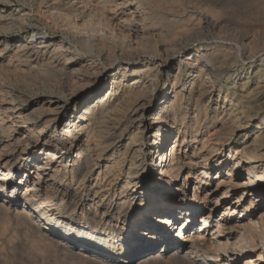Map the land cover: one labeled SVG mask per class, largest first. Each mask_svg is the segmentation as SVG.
I'll use <instances>...</instances> for the list:
<instances>
[{"label":"bare ground","instance_id":"bare-ground-1","mask_svg":"<svg viewBox=\"0 0 264 264\" xmlns=\"http://www.w3.org/2000/svg\"><path fill=\"white\" fill-rule=\"evenodd\" d=\"M67 1L68 4L70 5L73 3V0H67ZM99 1L105 6L111 5L114 8L115 7L120 8L121 6L119 5H123L124 7H127L128 12L130 11V13L132 12V14H135L134 16H130V18L128 17L129 21L130 19H132L130 23L127 22L130 25L129 28L128 27L124 28L125 25L121 27V22L124 18L122 14L120 15L111 14L113 16L109 15V17L105 18L104 13L103 14L99 13V11H102V9L104 8L102 6H101L102 9L99 11L97 8L94 9L95 11L96 10L98 11L97 13L103 15V18L102 17L99 18L100 15L96 16L92 14L93 9L92 10L90 9L91 11H89L87 15L86 14L84 15L83 11H81L82 9L81 5L80 8L78 6H75V4H73V6L69 5L70 6L69 8L58 9L55 6L56 1L55 2L52 1L51 3L49 2L50 4L47 7V9L45 8L46 11L43 10L44 14H42L41 12V14H39L40 17H37L39 19L40 25L42 26L39 25L24 26L27 20L26 18L27 14L25 13L26 12L25 9H19L16 11L10 8H6L4 5L0 6V10L2 13L7 14L9 12L11 16L10 18L11 23L9 22L10 27H12L11 25L14 26V25H19L21 23L22 25L19 26V28L23 29V33H22L23 36L21 37L19 36L17 38L8 37L6 33L2 32L0 34V44L3 46L14 47L13 53L15 55L20 54L19 56L23 57L24 63H26L27 67H29V70H31L33 73L39 76V79L41 80V85L43 86L45 93V96H38L35 92H30L31 90L30 91L28 90L29 93L27 95H24L23 94L24 92L21 90L22 86L21 87L15 86L9 88L7 91V98L0 101V120L6 119L5 121H9L8 124L4 123L0 127V140L2 142L4 136L2 137L1 134H4L5 131L8 133L9 131L11 132V128H12L11 126H13L14 122H21L25 120H31L33 122L32 127L21 134L22 137L21 140L14 137L15 138L14 141H10V143L12 144L14 143L17 145L16 148L14 146L11 147L12 149L13 147L15 148L13 150L12 155L9 158L4 157L3 159H1L3 168H0V191L3 192L2 191L3 187H6V190L5 192L2 193V195L7 196L8 183H9V179L13 177L12 175L13 170L19 168L20 164L23 162V159L25 157L24 154H27L30 151L45 150L44 151L45 154H47L49 158H53L55 159V161H58V163H60L62 168L66 167L67 169L71 168L72 170V167H74L76 162V156L71 152H62L58 149L45 146L44 142L46 141V138L44 135H42V137L38 139V142H36V139L39 136L35 134L37 132L35 124L36 123L39 124L38 126L39 129H41V127L43 126L45 127V125L48 124L51 129L54 128L55 133L53 134L56 135L55 138L59 139L62 145L66 143L69 144L70 143L69 138L73 137V133H74L73 127L76 122L75 116L70 111V107H73L74 102L77 100V98H80V102H78L79 108L88 109L89 111L91 109L92 111L94 109L95 110L97 109L99 111L98 112L99 115L98 113H95L96 115H98L97 117L98 119L97 118L96 119L98 121V124H100V126H98V128L96 129L97 130L96 133L85 132L86 144L84 146L87 152L90 153L92 148L96 145H101L102 148L108 147L110 151H114V148H112L111 144L114 142L115 139H117L120 136L121 131L127 130L129 132L130 135L128 139L129 143H132L133 141H135V139H138V137H136L135 134H137V131L140 132L141 137L139 139L138 144H136L135 146L134 145L130 146L129 143H125L121 151L116 152V156H113L116 165L114 167L117 169V171L120 170L124 172L123 173L124 178L120 182V186H119L121 192L129 185L130 178L128 176H130V174L139 175L137 179L134 182H132V187H134L135 185L136 189H139V193L137 196L133 195L130 198L131 200L133 199L136 200L137 207H139V205H142V207H145L147 210L153 204L162 207L161 210L154 211L148 214V218L146 216L147 214H142L144 215L142 216L144 217V220H142L140 224L143 223L146 226L150 224V227H152V229H150L151 232L152 230L153 231L156 230L158 225L161 224V227L159 228V232L155 235V239L161 241L168 240L169 242L168 245H165L164 246L165 248L163 249V251H165L166 254L171 253V255L173 256L172 259L173 258L174 260L175 258L182 259L186 261L187 264H198V263L212 264L210 262L211 260L217 261L216 264H264V216H262V218L260 219L256 218L257 209L259 208L263 209L262 203H264V191L262 189L264 188V152L262 154L260 153L261 151L264 150V124L258 123V125L255 126L257 132H255L253 136L249 137L250 133L246 131L247 129L243 130V128H246L248 122L250 123V121H248L246 117L242 116L244 115L243 113L242 115L237 114L238 113L237 111L240 109L238 108L237 105L233 103L232 100L230 101L229 99V96L231 97L230 92H229L230 94L229 96L227 95L223 96L221 94L222 87H220V85L219 86L216 85V81H218L217 80L218 78H221L220 73L222 74L223 70L220 73H218V75H215V70L214 68H212L215 63L213 64V66H210V64H212L211 62L217 59L218 57L216 56L217 53L212 51L211 52L203 51V50L196 52V50L190 49L188 45L182 43V39H185V35L188 34V32L186 31L188 29L187 28L188 26L192 27V29L194 30V31L190 30L192 32H196L199 30L203 32L202 30H206V29H211L216 31V30H220L221 29L220 27L224 26V25L222 26V24L223 22L224 24L226 23V21L223 20L225 18H221V13H223L221 12L223 11L221 9H223V4H224L222 3L223 0H192V1L189 0L190 1L189 4L193 3V6H194V2L199 3L198 4L200 5L198 6L199 8L195 11L193 10L190 14H185V15L183 14L184 16L181 15L182 17L178 14L180 17L178 16L177 19L179 20H176L175 18H168V20H172V19L176 20L174 23H176V25L178 24L177 32L171 29L176 34L174 40L173 38H171L173 40L172 42H170L171 39L168 36V34L165 33L166 32L165 30H159V27L162 24L161 23L162 20L160 18L161 20L160 21L159 18L156 17L157 15H159L156 10H155L157 12L156 16L153 15L155 13L154 12L152 16L150 17L148 16V17L152 19L151 22L152 24L149 23L151 27L153 26L154 29L156 27L159 31L150 30L148 28L150 26L145 27L144 23L147 20V18L145 20L144 19L141 20L139 18L136 19L137 16L136 13L138 14V12H140L139 10L141 9V5H140L141 1L144 2L145 6L146 5L151 6L152 3H154L155 5L157 4L156 0H154L155 2L153 0H140L139 2L140 7L137 8L136 7L134 8L133 5V1L135 0H99ZM161 1L162 0H160L157 5L158 7L163 9L164 6L161 7L163 1L162 2ZM167 1L164 2L166 7L167 5L169 6V4H166ZM174 1L172 0L170 1L171 5ZM230 1L232 2V4L230 3V6L232 5V8L230 9H233L234 5L236 6L235 8H238L237 5H240V3H242L244 0H230ZM34 2L35 1H33V3ZM179 3L174 2L175 6L179 5ZM181 3L183 4V2ZM87 4L88 3L86 0L85 5ZM181 5H179L178 7H181ZM142 6L144 5L142 4ZM145 6L142 8H145ZM96 7H100V5H96ZM226 7L225 10L228 11L229 8L227 9ZM86 8L87 7H85V9ZM172 8L174 9L175 7ZM172 8H171V12H172ZM232 11L229 10V12ZM244 11L245 9L243 10V12ZM13 12L16 13L15 16L11 15V13ZM237 12H239V10ZM248 12L250 11L248 10ZM253 12L250 13L253 14ZM163 13H161V15ZM169 14L171 13L169 12ZM252 14L251 16L253 17ZM232 15L229 16L231 17ZM246 16H248V14ZM255 16L257 15L255 14ZM248 17L247 19L246 18L245 19L248 20ZM240 18H243V16H241ZM257 18H253V19H257ZM228 20H227V25H228ZM249 20L245 23H250ZM240 22H238L239 23L238 25H241ZM45 23L48 24L47 26L48 28L51 26L54 32L56 30H59V28L66 29L67 31H71V32L75 31L76 34H78V36L80 35V37L84 39L85 41L84 46L87 47L88 50L92 48H99L98 49L99 54L96 57L93 58L89 57V58H85L84 60L74 58L73 56L75 54L73 55L71 52H69L68 47L63 46L61 42L53 43L54 42L53 39L45 36L43 31H41V27H44ZM123 23L125 24V22ZM233 23H235V21H233ZM227 25L224 27L230 28L231 26H233V25L231 26H227ZM246 25L247 24H245V26ZM163 27H165V25ZM225 28L224 30L227 29ZM248 29L252 30L253 28L248 27ZM168 30L169 29H167V31ZM230 30L232 31V29H229V31ZM238 31L236 34L237 36L239 35ZM262 31L258 30L257 32H262ZM173 32L171 34H173ZM178 32L179 34H177ZM247 32L250 31H246L245 33ZM202 34L204 36V33ZM177 35H179V37H177ZM242 35L243 34H241V37ZM71 36H73V34ZM252 36H254V34ZM191 37L194 38V36ZM241 37H238V39ZM113 38L116 39L117 42L113 43L112 41ZM178 40L180 41L178 42ZM184 41L185 40H183V42ZM252 41L255 40L252 39ZM250 43H253L254 46L256 44L254 42H250ZM238 44L240 43H237V45ZM244 44L238 46L237 48L238 51L240 52L242 51V48L245 46ZM248 44L249 41L247 42L246 45L248 46ZM242 45L244 46L242 47ZM48 46H51L52 49L51 50L47 49ZM250 46H252V44H250ZM256 46L258 47V45ZM256 46L255 48L259 49ZM222 47L223 49H221L220 50L221 52L219 51V53L223 54L224 58L226 59L228 55L230 56V53L228 52L229 48L225 47V45H223ZM57 49H61L60 55L62 60H59L60 58L57 59V57H55L56 54L55 51ZM87 49L86 51H88ZM229 50H231V48ZM230 52H232V50ZM255 53L256 52H254V54ZM144 55L149 56L150 59L149 60L145 59L143 57ZM114 57H119V58L121 57L126 62L130 64L133 63L135 66H132L130 64H129L130 66H125V65L112 66L110 64H111V60ZM180 65L184 66V71L186 73V78L184 79L181 85L180 83H178L181 73L179 69ZM58 71L67 75L76 74V76L75 75H74L75 77L68 76L70 77L69 78L70 82L67 81L68 84L65 85L61 83L56 77V72ZM134 71H136L137 73L138 71L139 73L142 71L144 75H138L134 78H131L130 75ZM34 79L36 80V77ZM38 81L39 80H37V83ZM13 83L15 84L14 81ZM23 87L25 88V86ZM64 90L67 91L65 94L63 92ZM225 90L227 91V89ZM228 91H230V89ZM120 92L121 95L122 92H124L125 93L124 95H126V96H122V98L120 97L122 99V100L119 99L121 103L115 101L114 105H110L109 103L110 99L118 96ZM172 93H174V96H171ZM63 94L64 96L68 97V100L65 102L66 103L64 106L65 112L62 114V112L60 111L61 109L57 110L59 103H57L58 101H56L55 96L62 97ZM28 95L33 96V100L30 102L26 101L29 99L27 98ZM17 98H20V101L28 102L27 106L26 107L18 106L19 108L17 110H14L17 107L15 106V99ZM115 103H119V104L116 105ZM190 103H195L194 108L190 107ZM45 112L47 114L49 112L50 114L48 116H45L46 114ZM170 114H173V116L169 117ZM203 114L205 115L206 118L208 116H211V118L214 119L215 117L216 118L221 117L222 122H220V124L221 126L224 127L226 133L224 135V130L222 128L223 134L219 136L221 139L219 138L215 140L213 139L214 142L210 143V141H212L210 140L211 137L210 138L206 137L209 140L206 141L205 139H203V142H200L202 143V147L198 146L197 148L194 149L192 148L193 149L192 152L190 150L188 151L187 150L188 145L191 144L193 140L194 143L197 144V135L200 130L199 124H201L200 122H204V120L200 121L202 119ZM125 115L126 118H124ZM150 116H155V118H152L153 120L152 119L150 120L149 119ZM93 117H95V115ZM261 120L263 121L264 117H262ZM81 127L83 126L81 125ZM114 127L117 128L115 129ZM48 133H50V131ZM173 134L176 135L175 136L176 140L175 142H172L173 144H171V147L169 149L167 148V146L169 144L171 135ZM209 136H214V134ZM251 138H253L252 142L255 143V145H258L256 147L257 149L256 148L251 149L248 146L249 145L248 139L251 140ZM238 145L241 146L242 149H239L237 152L235 151L234 153V149L239 147ZM225 154L228 159L224 161L223 155ZM241 156L242 158H244V163H246L242 166L247 168L248 171L247 173L248 180L246 181L241 179L242 178L241 177L242 158H240ZM87 157H91V155H88ZM152 159L154 160V162H152ZM214 159L216 160L214 162H211ZM47 164H48L47 162L42 161L37 167L47 166ZM197 165L200 166V168L202 169L201 171L202 174L197 175L193 170V168L196 167ZM188 167H190V171L187 175L185 174L186 176L183 178L181 183L178 182L177 184L172 185L169 182V180H167L169 176L174 178L173 181L177 180V176L175 175V173L183 171ZM57 169H58L57 166L55 168L52 167L50 169L49 175L51 174L55 175ZM215 169L217 170L219 175L221 174L226 176V179H228L229 181L228 182L226 180L229 183L227 185L229 186H226V183L221 181L217 185H213L211 180L207 179L209 173ZM35 174L38 175V173ZM59 174L60 173L58 171V175ZM116 174L119 175V172H117ZM62 175L63 174L61 173L60 176ZM193 180H195V186L193 188L194 191L192 192V194L191 193L189 194L188 192V196H189L188 201L185 200L187 198V192H186L185 193L186 195L184 196L179 195L180 196L178 198L179 203L173 206L172 199L175 193L178 190L185 191L188 188V186L193 183ZM236 182H238L239 184ZM93 183L95 184V181ZM90 185H91L90 183H87L86 186L90 187ZM225 186L228 187L226 191L221 196H219L217 200L215 199L216 201L214 200L215 207L214 208L212 207L210 212L208 214H205L203 212L204 206L206 207L209 206L212 203L211 200L214 197H216L219 194V191L223 190ZM233 189H240L242 195L237 198L236 202H234V205L231 207L232 204L231 205L228 204L229 201L228 199L230 198ZM92 191H91L92 193L89 195L87 206L88 208L92 209L93 212L91 213H93L92 215H94L96 210H98L100 207L101 198L98 196V194H96L98 191L97 192L96 190H92ZM43 192L46 194L48 191L47 189H45ZM141 193L144 194V199L148 197V200L146 202L143 201L144 199H141L139 197V194ZM246 196L247 198L250 197L249 198L250 201L248 204H245L247 199L243 203V200L246 198ZM72 201L73 203L70 204V202ZM64 203L62 205L63 208H61L59 206L60 205L59 202L58 203L51 202L48 204L49 206H46V210L51 209L54 214H58L60 216L66 217L68 215L67 212L72 210L76 206V202L74 203V199L70 198L69 200H66V202ZM220 205H224L226 208V212H229L232 216L240 213V217L237 220H234L232 219L233 218L232 216L228 218L223 215H219L217 209L220 207ZM241 207H243V209H241ZM22 208H23L22 213L20 212V214L24 218V224L27 227H29L30 229L35 228L37 234L40 235H44L45 233H49L50 231H52L51 228L47 227L46 222H43L40 219H36L34 223H32V219L25 218V213L29 214L31 217L33 216L34 213L31 210L27 209L25 206H23ZM103 213L104 211L101 212V214ZM199 217L201 218V224H200L201 227L198 230L197 235L187 236L185 233L186 232L185 227L189 226L190 224H191L190 227H192L193 223H195ZM210 218L213 219L216 226L213 229L212 240L209 239L211 240V242L209 243L207 242V239L205 237L206 235L205 231H207V226L209 225ZM165 219L168 220L169 223L165 224L163 222V220ZM175 219H180L179 222L180 228L178 229V232H175L177 228L175 227ZM137 221L138 219L133 220L134 225L138 224ZM92 223H95L94 220H92ZM147 229L138 228V230L135 232L136 240L139 241L141 240L142 236L145 237V234L147 235L149 233L147 232ZM178 242L181 243L178 245ZM156 250L158 251L159 248L148 247L144 251V254H150L151 252H155ZM206 252H208L209 258L211 259L210 261L203 258L201 259L197 255L198 253L205 254ZM171 255L169 257H171ZM170 259L168 260L169 262L171 261ZM153 262L154 261H151V263Z\"/></svg>","mask_w":264,"mask_h":264},{"label":"rangeland","instance_id":"rangeland-1","mask_svg":"<svg viewBox=\"0 0 264 264\" xmlns=\"http://www.w3.org/2000/svg\"><path fill=\"white\" fill-rule=\"evenodd\" d=\"M26 1L27 0H23V1H21V0H0V6L4 5L6 8H10V9L16 10V11L19 9H25V11H26L25 13L29 17L26 16L27 20H26V24L24 26H32V25L42 26V25H40L39 19L37 17H40L39 14H41V12H42V14H44V11H46L47 7L49 6V4L52 1H54V2L56 1L55 6L58 9L69 8L70 6H73V4H75V6H78L80 8V5H81V8H82L81 11H83L84 15L85 14L87 15L89 13V11H91L93 9L92 14H94L96 16L100 15L99 18L100 17L103 18V15H101L103 13L105 14V18L109 17V15L113 16L115 14H117V15L122 14V16H124V18L121 22V27H123L125 25L124 28H127V27L129 28L130 25L128 23H130V21L132 20V19H130V21H129V18H130V16L135 15V14H132V12L130 13V11L128 12L127 7H124L123 5H119L121 7L120 8L115 7L116 8L115 9L111 5L105 6L104 4L100 3L99 0H87V3H88L87 5H85L86 0H77L78 2L80 1L79 3L76 0L75 1L73 0V3L71 5L68 4L67 0H45V1H43V0H29L27 2ZM33 1H35V2L33 3ZM57 1H59V2H57ZM159 1L156 0V3L158 4ZM162 1H161L162 2L161 7L164 6L163 9L158 7L157 4H156L157 5L156 6L154 3H152L151 6L146 5L147 6L146 7L144 2L141 1V3L145 6L146 9L142 8L144 6H142V4L140 3L141 9L139 10L140 12H138L139 15L136 13V15H137L136 19L139 18L141 20H143V19L145 20L147 18V20L144 23L145 27L150 26V27H148L150 30H156V31L165 30L166 31L165 33L168 34L170 39L173 38V40H174V37H176V34L173 31H176V32L178 31L177 30L178 24L176 25V23H174L176 20H179V19H177V17L179 15L184 16L185 14H190L193 10L194 11L197 10L199 8L198 6H200V5H198L199 3H197V2H194V6H193V3L189 4L190 1H192V0H190V1L189 0H180V1L179 0H175V1L172 0L175 3L180 2L179 5H181L182 4L181 2H183L181 7H178L179 5H176L177 6L176 7L174 2L171 5V2H170L171 0L170 1L169 0L168 1L162 0ZM165 1L168 2V3L166 2V4H169V6L167 5V7H166V5L164 3ZM184 1H186V2H184ZM229 1H227V0L222 1V3H224V4H223V9H221V10H223V11H221V12H223V13H221V18H225L223 20L226 21L225 24L223 22L222 26L223 25L226 26L227 20L229 19L230 22L228 20L227 26H231V25L236 23L235 25H233L234 27L233 26H231L230 28L226 27L228 29L227 30L223 26L226 30H224L223 27H220L221 29L216 30V31L211 30V29H206V30H202L203 32H201L200 30L196 31V32H192V31H190V30H193L192 27L188 26L187 28L189 30L186 28L187 29L186 31L188 32V34L185 35V39H182V38L181 39H182V43L188 45L190 49L196 50V52L203 50V51H210V52L212 51V52L217 53V55H216V56H218L217 59L214 60L213 62H211L212 64H210V66H213V64L215 63L214 66L212 67L215 70V75H218V73H220L223 70L222 74L220 73L221 78H218L217 79L218 81H216V85L217 86L220 85V87H222V93L221 94L223 96L224 95L229 96L231 94V97L229 96L230 101L232 100L233 103L235 105H237L238 108L241 110V111L238 110L237 114L242 115V113H243L244 115H242V116L246 117V119H248V121H250V123L248 122L249 126L247 125L246 128H243V130L247 129L246 131H248L250 133L249 134V137H250V136H253V134L255 132H257V130L255 129V126H257L258 123L264 124V120L263 121L261 120V118L264 117V113H263L264 112V110H263L264 109L263 108L264 107V40H263V38H264L263 37V35H264V28H263V25H264V23H263L264 22V6H262V5H264V0H259V1H257V0H253V1L252 0H244L246 3L243 1L242 3H240V5H237L238 8L240 7L239 9L235 8L236 7L235 5H234L233 9H230V8H232V5L230 6V3L232 4V2L231 1L229 2ZM139 2H140V0L133 1L134 8L140 7ZM80 3H82V4H80ZM89 3H91V4H89ZM187 4H189V5H187ZM45 5H46V7H45ZM82 5H84V6H82ZM96 5H100V7H96ZM135 5H137V6H135ZM241 5H242V7H241ZM253 5H256V6H253ZM91 6H93L94 8ZM101 6L104 8L102 9ZM109 6H110V8H109ZM226 6H228V7H226ZM244 6H245V8H244ZM85 7H87V8L85 9ZM105 7L106 8L108 7L110 10L114 9L115 11L114 10L110 11L108 8L106 10ZM155 7H157V8H155ZM172 7H175V8L173 9ZM225 7L227 9L229 8L228 11L225 10ZM96 8L98 9V11L102 9L103 12L99 11V13H101V14L97 13L98 11L94 10ZM165 8L168 10H166ZM171 8H172V12H171ZM243 8L245 9L244 12H243V10H244ZM236 9H237V11L239 10V12H237ZM246 9H247V11H246ZM254 9H256V10H254ZM155 10L158 12V14L160 16L159 15L156 16L157 12ZM229 10L230 11L233 10L232 12H234V13L229 12ZM248 10L250 12L254 11L253 14L248 12ZM178 11H179V13H178ZM169 12L171 14H169ZM180 12H182V13H180ZM226 12H227V14H226ZM95 13H97V14H95ZM145 13H147V14H145ZM149 13H151V14H149ZM161 13H163V14L161 15ZM246 13L248 14V16L249 15L250 16L249 17L246 16L247 15ZM254 13L257 16H255ZM111 14H113V15H111ZM152 14L155 15L157 18H159V20L161 18V20H162V21L160 20L162 23L161 25H163V26L165 25V27L160 25L159 30L156 27H155V29L153 26L151 27V25L149 23L152 22V19L149 17L152 16ZM222 14L224 17L222 16ZM232 14H234V15H232ZM251 14L253 15V17L251 16ZM11 15L15 16L16 13L13 12V13H11ZM144 15H145V18H144ZM229 15H232L234 18L232 16L230 17ZM239 16L240 17L243 16V18H240ZM140 17H142V18H140ZM247 17H248V20L250 19L249 22L251 23V25H250V23H245L248 21V20H246ZM10 18H11V16H10L9 12L6 14V13H2L0 10V34L3 32V33H6V35L8 37H16V38L19 36L20 37L23 36V34H22L23 29L19 28V26H21L22 24L18 23L19 25H14V26L11 25L12 27H10V23H11ZM168 18H175L176 20H174V19L168 20ZM253 18H257L258 20L253 19ZM148 19L150 22L148 21ZM233 21H235V23H233ZM123 22H125V24ZM238 22H240L241 25H238L239 24ZM229 23H231V24H229ZM243 23L247 24L246 25L247 27ZM45 24H44V27H41V31H43L45 36L53 39V41H54L53 43L61 42V44L63 46L68 47L69 52H71L73 55L75 54L73 56L74 58L84 60L85 58L96 57L99 54L98 53L99 48H92V49H89L90 50L89 51L87 49V47L84 46V44H85L84 39L82 37H80V35L78 36V34H76L75 31L71 32V31H67L66 29L59 28V30H56L54 32V30L51 28V26L48 28L47 27L48 24H46V26H45ZM126 25H128V26H126ZM171 25H173V26H171ZM255 25H256V27H255ZM176 26H177V28H176ZM235 26H238V27H235ZM248 27H251L253 29L249 30ZM160 28H162V29H160ZM234 28H235V30H234ZM245 28H247L248 30ZM167 29H169L168 31L170 34L168 33ZM179 29H180V27H179ZM229 29H232V31L231 30L229 31ZM239 29H241L242 32ZM243 29H245V30H243ZM170 30L173 32V34H171L172 32ZM233 30H234V32H233ZM236 30L237 31L239 30L238 36L236 35L237 34ZM253 30H255V31H253ZM258 30L259 31L263 30L262 31L263 34H262V32H257ZM180 31H181V29H180ZM217 31H218V33H217ZM224 31L226 34L224 33ZM246 31H250V32L245 33ZM251 31H253V32H251ZM66 32H67V34H66ZM179 32L177 34H179ZM202 33H204V36ZM257 33L260 35H258ZM70 34L71 35L73 34V36H71ZM218 34H220V35H218ZM241 34H243L244 36L242 35V37H241ZM249 34L251 35V37ZM253 34H254V36H252ZM172 35H174V36H172ZM200 35H201V37H200ZM216 35H217V37H216ZM191 36H194V38ZM177 37H179V35H177ZM225 37H227L228 40ZM238 37H241V38L238 39ZM221 38H223V39H221ZM251 38L253 40H255L256 42L252 41ZM177 39H176V41H177ZM231 39H232V41H231ZM249 39H251V40H249ZM173 40L171 39L170 42H172ZM183 40H185V41L183 42ZM196 40L199 42H197ZM200 40H201V42H200ZM202 40H203V42H202ZM112 41H113V43L117 42V40L114 38ZM179 41L180 40H178V42ZM186 41H187V43H186ZM240 41H243V42H240ZM248 41H249L248 46H250V44H252V46L248 47L246 45ZM250 42L256 43L255 46L258 45V47L257 46L256 47L259 49H256L254 44L250 43ZM237 43H240V44L237 45ZM241 44L245 45V46L242 45V47L243 46L244 47L247 46V47L246 48L243 47L242 51L240 52V51H238L237 48L239 45L241 46ZM223 45H225V47H228L229 49L231 48V50H232V52H230L231 50L228 49L230 56L228 55V57L226 59L224 58L223 54L219 53V51L221 49H223V47H222ZM82 47L85 50H83ZM234 47H235V50H234ZM13 49H14L13 46H3L0 44V86H1L0 87V96H2V97H0V101L6 99L8 89L11 87H15V86H20V87L22 86L21 87L22 89L21 88L20 89L24 92L23 93L24 95H27L29 93V91L31 90L30 92H35L38 96H45L44 88L41 85V80L39 79V76L37 74L33 73L31 70H29V67H27L26 63H24L23 57L19 56L20 54L15 55L13 53ZM47 49L51 50L52 47L48 46ZM86 49L88 51H86ZM250 49H252V50H250ZM253 49H254V51H253ZM60 51H61V49H57L55 51V53H56L55 57H57V59L60 58L59 60H62L61 55H60ZM222 52H224V51H222ZM250 52H252V53H250ZM254 52H256V53L254 54ZM245 55H247V56H245ZM251 55H253V56H251ZM143 57L145 59H148V60L150 59V57L147 55H144ZM113 59H112L113 61L111 60V64H110L112 66H114V65H117V66H123V65L135 66L133 63L130 64V63L126 62L121 57L120 58L114 57ZM232 65H233V67H232ZM179 69H180L181 73H180V79H179L178 83H180V85H181L183 83L184 79L186 78V73L184 71L183 65H180ZM262 71H263V73H262ZM28 74H29V76H28ZM30 75H31V77H30ZM74 75L76 76V74L67 75V74L61 73L59 71L56 72V77L58 78V80L65 85L68 84V82H70V79H69L70 77H72V76L75 77ZM138 75H144V73L142 71L140 73H139V71H138V73L136 71H134L130 75V77L134 78ZM60 76H61V78H60ZM68 76H70V77H68ZM35 77H36V80L34 79ZM65 77L68 80H66ZM37 80H39L38 83H37ZM13 81L15 82V84L13 83ZM26 81H28V82H26ZM19 82H21V83H19ZM29 82H32V83H29ZM223 84H224V86H223ZM29 85H31V86H29ZM23 86H25V88ZM2 88H4V89H2ZM225 89H227V91ZM229 89H230V91H228ZM33 90H35V91H33ZM4 92H6V93H4ZM63 92L65 94L67 91L64 90ZM225 92H227V93H225ZM229 92H230V94H229ZM64 94L62 97L61 96H55L56 101H58L57 103H59V105H58L59 109L57 108V110L61 109L60 111L62 112V114L65 112L64 106L66 104L65 102L68 100V97L64 96ZM124 94L125 93L122 92V95H121V92H120V94H119L120 96L118 95L116 97L111 98L110 102H109L110 105H114L115 101L121 103L120 100H122L121 99L122 96H126ZM171 96H174V93H172ZM27 98H29L28 100H26L28 102L33 100V96H31V95H28ZM26 101L25 102L20 101V98L15 99V106H17V107L14 110H17L19 108L18 106L26 107L28 104V102H26ZM78 102H80V98H77V100L74 102V106L70 107V111L75 116L76 122H75V125L73 127V132H74L73 137L69 138V140H70L69 144L66 143V144L62 145L61 142L59 141V139L55 138L56 135L53 134V133H55L54 128L51 129L48 124H46L45 127L43 126L44 128L41 127V129L38 128V126H39L38 123L35 124V127L37 129V132L35 134H37V136H39L36 139V142H38V139H40L42 137V135H44L46 138V141L44 142L45 146H49L51 148L58 149L62 152H71L72 154H74L76 156V162H75L74 167H72V170H71V168L70 169H67L66 167L62 168V166L60 165V163H58V161H55V159H53V158H49L47 156V154H45V152H44L45 150L30 151L27 153L28 155L24 154L25 157L23 159V162L20 164L19 168H16L15 170H13V172H12L13 177L11 179H9V183H8L7 196L2 195V193L5 192L6 187H3V189H2L3 192L0 191V197H1L0 198V264H160V263L161 264H164V263L165 264H171V263L172 264H187V262L182 260V259H178V258L177 259L175 258V260H174V258L172 259L173 256L171 255V253L166 254V252L163 251V249L165 248L164 246L168 245V243H169L168 240L161 241V240L155 239V235L159 232V228L161 227V224L158 225L156 230H154V231L152 230V232L150 230V229H152V227H150V224H148L147 226L144 225L143 223L140 224V222L142 220H144V217H142L144 215H142V214H147L146 216L148 218V214H150L154 211H159V210H161L162 207L153 204L147 210L145 207H142V205H139V207H137L136 206V200L133 199L134 200L133 201L130 199L131 196H133V195L137 196L139 193V189H136L135 185H134V187H132V182H134L139 175L138 174H130V176H128L130 178L129 179V185L122 192L119 189L120 182L124 178V174H123L124 172L120 171V170L117 171V169L114 167L116 165H115V159L113 156H116V152L121 151V149L123 148L125 143H129V140H128L129 136H130L129 132L127 130L121 131L120 136H119L120 138L118 137L111 144L112 148H114V151H110V149H108V147L102 148L101 145H96L92 148L90 153L87 152V150L84 146L86 144L85 132H95L96 133V131H97L96 129L98 128V126H100V124H98V121H97L99 111L97 109L96 110L94 109L93 111L91 109L89 111L88 109L79 108ZM119 103H115V104L118 105ZM194 106H195V103H190L191 108H194ZM259 110H260V112H259ZM95 113H98V115H96ZM49 114L50 113L48 112V114L46 113L45 116H48ZM62 114H61V116H62ZM124 114H126V113H124ZM94 115H95V117H93ZM170 116L172 117L173 114H170L169 117ZM124 118H126V115ZM152 118H155V116L149 117L150 120ZM218 119H220V120H218ZM221 119H222L221 117H217V118L215 117V119H214V118H211V116H208L206 118L205 115L203 114L202 119L200 121L204 120V122H200L201 124H199L200 130H199V133L197 135V144L194 143V140H193L191 142V144L188 145L187 150L188 151L190 150L192 152L194 148H197L198 146L202 147V143H200V142H203V139L208 141L209 140L208 138L211 137L210 140H212V141H210V143L214 142L215 139H218V138L221 139L219 136H221V134H223L222 128L224 130V135L226 133L224 127L221 126V124H220V122H222ZM5 120L6 119L0 120V127L4 123L8 124L9 121H5ZM208 124H209V126H208ZM32 125H33V122L31 120L14 122L13 126H11L13 128V129L11 128V132L9 131V133H8L5 131L4 134H1L2 137L3 136L4 137L6 136V137H5V139L3 137V142L0 140V168H3V164L1 163V159H3L4 157L9 158L12 155L13 150L17 147L16 144H14V143L12 144V143H10V141H14L15 138L21 140L22 139L21 134L23 132H25L26 130L30 129L32 127ZM81 125L83 127H81ZM114 126H116V125H114ZM94 127H95V129H94ZM114 128L116 129L117 127H114ZM39 130H41V131H39ZM49 131H50V133H48ZM69 131H70V129H69ZM213 134H214V136H209V135H213ZM216 134H217V137H216ZM9 135H10V137H9ZM135 136L138 137V139H135V141H133L132 143H129L130 146L131 145L135 146L136 144H138L139 139L141 137L140 132L137 131V134H135ZM175 136L176 135H174V134L171 135V138H170V141H169L167 148L170 149L171 144H173L172 142H175V140H176ZM206 137H208V138H206ZM252 139L253 138H251V140L248 139V144H249L248 146L251 149H255L258 145H255V143L252 142L253 141ZM8 141L11 144V146L8 143ZM83 142H84V144H83ZM5 143H6V145H5ZM254 145H255V147H254ZM12 146H14L15 148L13 147V149H12L11 148ZM246 146H247V144H246ZM239 149H242V147L239 146V147L235 148L234 153H235V151L237 152ZM263 152H264V150L261 151L260 153L262 154ZM91 153H93V154H91ZM88 155H91V157H87ZM219 158H220V156H219ZM240 158H242V156ZM227 159L228 158L226 157V154L223 155V160L225 161ZM215 160L216 159L212 160L211 162H214ZM42 161L47 162L48 163L47 166L37 167ZM145 161H147V160H145ZM83 162H85V163H83ZM152 162H154L153 159H152ZM82 163H83V165H82ZM244 164H246V163H244V158H242L241 166ZM56 166L58 169H57L55 175L54 174L49 175L50 169L52 167L55 168ZM241 169H242L241 170V177H242L241 179L244 181L248 180L247 168L242 166ZM67 170H69V171H67ZM193 170L195 171V173L197 175L202 174L201 173L202 169L198 165L196 167H194ZM58 171L60 173L59 175H58ZM185 171H186V173H185ZM189 171H190V167L186 168L183 171L175 173V175L177 176V180L173 181L174 178L171 176H169L167 178V180H169V182L172 185L177 184L178 182L181 183L183 178L189 173ZM117 172H119V175L116 174ZM35 173H38V175H36ZM61 173L63 174L62 176H60ZM69 175H70V177H69ZM93 175H94V177H93ZM162 176H163V174H162ZM59 177H61V178H59ZM201 177H202V175H201ZM207 179L211 180L213 185H217L221 181V182L226 183V186H229V185H227V184H229L228 183L229 181H228V179H226V176L221 175V174L219 175L216 169L212 170L209 173V175L207 176ZM74 180H76V181H74ZM94 181H95V184L93 183ZM87 183L91 184L90 187L86 186ZM236 183H238V182H236ZM194 186H195V180H193V183L188 186V188L186 189L187 191L186 190L185 191L178 190L172 199L173 206L177 205L179 203V200H178V198L180 197L179 195L184 196V195H186L185 194L186 192H187V198L185 200L188 201V199H189L188 192H189V194L190 193L192 194V192L194 191V189H193ZM226 186L223 188V190L219 191V194L216 197H214L212 199L213 201L211 200L212 203L209 206H207L208 208L206 206H204L203 212L205 214H208L210 212L211 208L215 207L214 200L215 199L217 200V198L219 196H221L226 191V189L228 188ZM51 187H52V189H51ZM90 188H91V190H90ZM45 189H47V191H48L46 194L43 192ZM262 189L264 191V188H262ZM92 190H96V192L98 191L96 194H98V196L101 198V201H102V202L100 201V207L98 210H96L94 215H92L93 213H91V212H93L92 209L88 208V206H87L89 195L93 192ZM241 195L242 194H241L240 189H233V192H232L230 198L228 199L229 200L228 204H230V205L232 204L231 205V207H232L234 205V202H236L237 198ZM113 197L115 200L113 199ZM139 197L141 199H144V194H142V193L139 194ZM70 198L74 199V203L76 202V206H75L76 208L74 207L72 210L68 211L67 212L68 215L66 217L60 216L58 214H54L51 209L46 210V206H49L48 204L51 202H54V203L59 202V204H60L59 206L61 208H63L62 207L63 203L66 202V200H69ZM249 198H247V196H246V198L243 200V203L247 199L245 204H248L250 201ZM147 200H148V197L145 198L143 201L146 202ZM71 203H73V201L70 202V204ZM224 205H220V207L217 209L218 213H219V215H223L225 217L230 218L232 215L229 212H226V208ZM241 205H243V204H241ZM23 206H25L27 209L31 210L34 213L32 217L29 214L25 213V218L32 219V223H34V221L36 219H40L43 222H46L47 227L51 228L52 231H50L49 233H45L44 235H40V234H37V231L35 230V228L30 229L29 227H27L24 224V218L20 214V212L22 213V209H23L22 207ZM262 207H263V209L262 208L257 209V215H256L257 219L258 218L260 219V218H262V216H264V203H262ZM47 208H49V207H47ZM78 209H80V210H78ZM241 209H243V207H241ZM102 211H104L103 214H101ZM98 214H99V216H98ZM232 217H233L232 219L237 220L240 217V213L233 215ZM135 219H138L137 225H134V223H133V220H135ZM92 220H94L95 223H92ZM247 220H249V219H247ZM179 222H180V219H175V227H177L175 232H178V229L180 228ZM200 224H201V218L199 217L198 220L195 223H193L192 227H190L191 224L189 226L185 227L186 232L185 231L184 232L186 233L187 236H189V235L196 236L198 233V230L201 227ZM215 226L216 225H215L213 219L210 218L209 219V225L207 226V231H205V234H206L205 237L207 239V242H209V243L212 240L213 229L215 228ZM138 228H146V229L148 228L147 232H149L147 235L145 234V237L142 236L141 240H139V241L136 240V237H135V235H136L135 232L138 230ZM193 229H194V231H193ZM209 239H211V240H209ZM180 243L181 242H178V245ZM148 247H157V248H159V250L158 251L156 250L155 252H151L150 254H144V251ZM157 253H159V254H157ZM170 255H171V257H169ZM197 255L201 259L203 258V259H207L209 261L211 260L209 258L208 252H206L205 254L204 253H202V254L198 253ZM153 257H154V259H153ZM157 257H158V259H157ZM160 257H162V258H160ZM149 259H151V260H149ZM169 259L172 262L171 261L169 262L168 261ZM151 261H154V262L151 263ZM158 261H160V262H158ZM176 262H178V263H176ZM210 262L212 264L217 263V261H215V260H211Z\"/></svg>","mask_w":264,"mask_h":264},{"label":"snow or ice","instance_id":"snow-or-ice-1","mask_svg":"<svg viewBox=\"0 0 264 264\" xmlns=\"http://www.w3.org/2000/svg\"><path fill=\"white\" fill-rule=\"evenodd\" d=\"M163 222H164L165 224L169 223V221H168V220H166V219H165V220H163Z\"/></svg>","mask_w":264,"mask_h":264}]
</instances>
